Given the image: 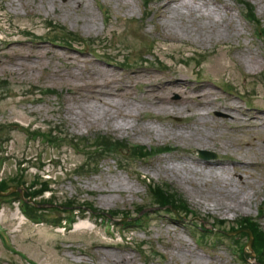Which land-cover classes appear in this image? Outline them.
Wrapping results in <instances>:
<instances>
[{
  "label": "rangeland",
  "instance_id": "374dc122",
  "mask_svg": "<svg viewBox=\"0 0 264 264\" xmlns=\"http://www.w3.org/2000/svg\"><path fill=\"white\" fill-rule=\"evenodd\" d=\"M72 1L0 0V79L7 81L6 88L0 93V125L6 124V130H9V141L0 147V178L20 172L19 161H26L22 168H26L24 175L30 181L36 172L33 167L36 164L34 158L43 157L49 164L41 173L55 179L53 188L55 202L58 204L77 197L79 200L92 201L104 211L131 210L135 215L136 206L149 203L147 187L151 181L173 186L199 216L211 222L218 219L228 221L224 231L237 225V221L243 217H257L258 210L264 207V124L256 129L233 130L229 128L232 125L229 123L230 115L214 109L208 116V121L201 122L200 131L213 137L217 141V147H201L195 140L188 142L184 138L173 139L160 135L162 128L179 127L185 137H193L185 133L182 126L190 128L194 120L182 119L180 115L165 118L152 108L139 113V118L133 123V130L124 131L116 125H106L103 122L94 125L83 123L75 117L77 105L82 101L72 94L75 82L68 77V71L73 65L67 64L64 57L67 53L77 57L86 56L97 65L122 73L126 70L116 61L121 62L123 56L118 50H114L118 47L115 42L121 39L128 46L153 43V55L145 54V48H137L129 56L134 68H126L128 71H151L159 76L158 80L176 75L186 81L181 94L189 93L194 86L204 84L213 88L221 97L238 101L246 113H264V110H259L264 108V67L255 71L247 69L242 63L241 55V51L246 49L256 53L258 51L260 59L264 61L259 52L261 49L264 53V40L255 33V24L243 17V5L237 0H192L201 2L202 5L207 3V11L214 16H233L237 25L230 36L223 33L211 42H202L196 35L177 29L172 31L173 34L164 31V19L157 16V7L162 0H151L146 9L143 0H83L88 7L85 11L78 10ZM246 1L254 5L257 17L264 23V2ZM101 7L109 11L108 18L102 13ZM147 13L149 15L145 18ZM47 20L64 25L86 39L102 38L104 43L98 47H108L107 51L111 53L113 60L95 57L83 50V45L67 47L44 39L49 30L45 24ZM26 31L32 32L36 37L25 36ZM8 40L15 43L12 50L8 48ZM45 46L54 49L56 53L49 52L43 59H29L32 64L30 68L17 74L11 72L9 56L3 54L5 51L8 54L20 50L26 53L39 52L38 48ZM124 49L121 48V51L124 52ZM141 55L148 62H144ZM192 55L200 61V65L194 60L189 64L181 62L185 56ZM199 76L206 79L198 81ZM227 84L232 86L231 91L223 87ZM48 89L56 90L57 95L40 94ZM141 91L140 82L134 87L136 99ZM169 97L175 101L181 99L179 91H174ZM245 100L256 107L249 109ZM212 118L223 120L217 123L224 130L217 131ZM49 124L64 125L74 137H93L97 133H104L132 144L150 148L171 146L174 150L148 160L126 159L128 156H124V168H120L113 157L105 158L100 160L95 174L73 176L74 168L83 161L82 155L65 146L54 149L40 138L28 137L25 130L27 127L46 130ZM144 126L152 131L145 130ZM247 139L252 140L251 146L242 144ZM198 149L217 153L218 158L209 160L210 164L220 160L230 166L233 158L239 156L257 161V166L242 169L241 174L248 176L251 173L248 178L249 204L236 212L216 208L209 200L200 204L197 201L200 197L193 192L192 185L175 178L169 172H163L165 165L174 167L179 161L192 165L197 160L203 164L206 160L199 158ZM158 168H161L160 172L156 171ZM48 197L49 194L45 196ZM147 210L149 219L141 226L115 225L114 230L107 234L108 229L100 220L96 221L94 217L86 215L78 218L71 231L63 232V228H56L49 222L36 224L28 220L22 221L17 204L1 202L0 227L10 233L11 243L7 247L0 235V264H105V259L97 256L98 251L134 257L135 262L129 264H182L181 257L176 262L171 260L178 243L187 244L209 262L207 264H242L236 250L247 238L236 242L222 235L223 232L219 237L208 234L206 243L199 246L197 241L202 230L194 220L180 221L165 211L157 213L149 207ZM46 212L52 216L64 215L56 210ZM260 222L264 229V216L260 218ZM80 223H83L84 228H78ZM100 243L111 246L98 248L96 245Z\"/></svg>",
  "mask_w": 264,
  "mask_h": 264
},
{
  "label": "bare ground",
  "instance_id": "6f19581e",
  "mask_svg": "<svg viewBox=\"0 0 264 264\" xmlns=\"http://www.w3.org/2000/svg\"><path fill=\"white\" fill-rule=\"evenodd\" d=\"M262 1L264 2V0H260V2ZM72 2L76 4L78 10H88L83 0H73ZM203 4L205 6L201 2L196 3L192 0H170L167 4L161 5L159 11L162 19H164V31L167 34H173L172 31L177 29L186 34L196 35L202 42H211L217 36L218 38L221 37L223 33L232 35L237 28L232 16H214L207 11V3ZM14 45V42H10L9 50H12ZM38 49L39 52L31 51L29 53L20 50L8 54L5 51L3 54L9 56L8 65L11 72L17 74L30 68L32 64L29 59H43L49 52L51 54L56 53L54 49L46 46ZM241 55L246 68L252 71L264 66V62L253 50H242ZM64 57L67 64L73 65L68 71V77L75 82L73 94L82 101L77 105L75 117L83 123L94 125L103 122L106 125H116L118 129H124V131L126 129L133 130L135 127L133 123L139 118V113L147 108H152L165 118L175 115L182 116V119L194 118L195 122L190 128L182 126L184 132L193 135V137H185L179 127L162 128L160 135L169 136L173 139L184 138L188 142L195 140L201 147L207 145L217 147V141L200 131L201 122L208 121L207 116L200 112V108L207 112L216 109L229 114V123L231 122L234 128H247L248 130L264 124V113L248 115L246 111L242 110L238 101L233 98L221 97L209 86L201 85L192 88L189 93H182L181 99L175 101L169 95L174 90L181 92L185 84V81L178 76L158 80L159 76L151 71L121 73L97 65L86 56L77 57V55L67 53ZM139 82L142 83L140 101L136 99L137 96L134 92V85ZM132 99L134 100L132 101ZM216 120V118H212L214 128L217 131L224 130V127L217 123L223 122V120ZM144 128L152 131L147 126ZM196 134L199 135L196 136ZM262 136L264 138V133ZM242 144L251 146L252 140H243ZM253 165H256V162H253L251 158L239 156L232 160L230 166L222 163V161L212 164L205 161L201 164L196 160L192 165L179 161V164L174 167L173 165H165L163 172H169L175 178L192 185L193 192L200 197L197 200L198 203L201 204L203 201L209 200L214 203L216 208L236 212L239 208L249 204L248 178L251 173H248V176L241 174H243L242 169L245 170V168ZM156 171L160 172L161 168ZM82 225L81 223L79 226L82 227ZM96 246L100 248L111 245L100 243ZM175 250L176 253L171 257L172 261L176 262L181 257L182 264L209 263L198 252L191 250L187 244L178 243ZM97 256H102L105 259V264L135 262L134 257L125 256L121 253L116 255L115 253L98 251Z\"/></svg>",
  "mask_w": 264,
  "mask_h": 264
},
{
  "label": "trees",
  "instance_id": "16d2710c",
  "mask_svg": "<svg viewBox=\"0 0 264 264\" xmlns=\"http://www.w3.org/2000/svg\"><path fill=\"white\" fill-rule=\"evenodd\" d=\"M63 39L64 40H68V36L63 32ZM113 143L109 142V144L104 143V148H109L110 146H112ZM16 184H22L23 181L20 178H15ZM45 185V188L48 186L47 183H43ZM3 190L7 189V184L3 183L1 185ZM160 192V195L162 197V199H164V203L162 204H167V203H173L174 204V200L176 199L175 194H171L169 193L167 190H163L161 188L158 189ZM26 194H29L28 192ZM176 208L181 209V206L179 205H174ZM253 232L255 234V247L259 248V247H263L262 245H264V233L260 231L259 226L257 224L254 223H250Z\"/></svg>",
  "mask_w": 264,
  "mask_h": 264
}]
</instances>
